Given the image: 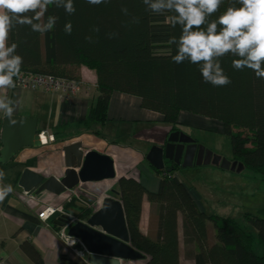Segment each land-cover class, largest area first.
<instances>
[{
	"label": "trees",
	"instance_id": "16d2710c",
	"mask_svg": "<svg viewBox=\"0 0 264 264\" xmlns=\"http://www.w3.org/2000/svg\"><path fill=\"white\" fill-rule=\"evenodd\" d=\"M73 2L76 11L71 15L62 7L49 6L45 20L49 15L58 17L53 30L41 34L29 25H16L8 44L18 45L16 53L23 57L21 71L80 80L73 75L74 67L94 70L97 96L76 127L91 130L102 126L113 91L136 95L141 107L160 113L171 128L178 124L181 111L220 121L230 138V159L264 176V79L247 68L235 70L232 60L236 57L231 55L220 60L231 80L222 87L204 82L198 65L174 63L177 49L169 40L179 38L180 26L170 25L167 18L173 13H152L142 0H109L99 5L87 0ZM232 3L234 0H224L209 19L219 17ZM122 8H127V15ZM68 22L72 24L71 34L64 31ZM68 125L62 122L53 126L55 140L68 137ZM94 132L99 134V129ZM177 169H155L160 179L157 190L147 192L151 213L146 233L139 228L143 185L133 176L117 178L116 195L123 207L129 244L143 254L131 264H264V215L244 214L257 233L262 250L257 254L252 248L253 235L234 218L198 208L188 187L175 175ZM91 213V209L83 208L77 215L86 219ZM179 215L183 255L190 263L180 259ZM20 249L35 264H43L30 241H23Z\"/></svg>",
	"mask_w": 264,
	"mask_h": 264
},
{
	"label": "crops",
	"instance_id": "0c3cea01",
	"mask_svg": "<svg viewBox=\"0 0 264 264\" xmlns=\"http://www.w3.org/2000/svg\"><path fill=\"white\" fill-rule=\"evenodd\" d=\"M73 69V75L86 85L73 96L65 97L60 92L30 90L16 86L0 89V96L6 95L15 102L13 115L36 118L39 130L53 134V126L62 122L69 123L70 129L68 137L63 140L21 147L8 162L0 163V170L6 174L3 183L11 184L13 188V191L0 201V256L4 264H35L20 249V244L25 240L30 241L40 252L43 264H74L80 261L75 251L70 249L59 236L60 226L56 224L58 228L52 225L54 219L42 222L37 217L41 207L53 205L65 195L66 191L54 194L45 190L39 193L31 190L29 194H24L23 189L18 185L24 168L36 171L44 177L63 176L65 165L62 146L72 141L81 142L84 151L93 149L108 155L113 160L116 174L111 180L117 181L119 176L125 175L133 176L141 182L145 193L142 198L139 228L144 233L147 232L151 213V202L147 198V192L157 190L160 173L157 171L159 169L155 170L156 168L148 162L146 154L151 146H162L170 125L163 120L160 113L141 107L138 96L113 91L102 126L92 127L91 130L81 126L76 127L75 125L85 118L94 103L97 89L93 69L83 65ZM4 116L0 111V129ZM180 116L179 113V123L192 125L186 124L189 121L182 120ZM98 129L99 134H96L94 131ZM180 169L175 170V175L188 187L198 208L208 213L202 203L203 196L196 193L198 199L196 198L191 191V185L186 184L179 175ZM106 180L110 179L85 183L94 184ZM112 197L119 199L116 194ZM101 202L95 209L101 206ZM75 217L76 220H85L77 214ZM179 223H181L180 215L178 216L180 259L190 263V260L183 255L184 246Z\"/></svg>",
	"mask_w": 264,
	"mask_h": 264
},
{
	"label": "clouds",
	"instance_id": "9594fccd",
	"mask_svg": "<svg viewBox=\"0 0 264 264\" xmlns=\"http://www.w3.org/2000/svg\"><path fill=\"white\" fill-rule=\"evenodd\" d=\"M99 5L109 0H87ZM147 10L162 14L173 13L167 19L170 25L181 28L179 38L172 37L169 44L176 45L174 63L188 61L198 65L203 81L222 87L231 83L220 60L226 55L236 57L232 67L241 71L252 70L264 79V0H234L216 19L210 20L224 0H142ZM239 4V7L235 5ZM49 6L62 7L69 15L76 9L73 0H0V89L14 88L21 73L23 57L16 53L18 45L8 44L10 32L16 25H29L34 32L44 34L53 30L58 17L45 14ZM126 15L127 8H122ZM67 34L72 24L64 26ZM94 31H99L95 28ZM90 39V38H89ZM15 102L0 96V111L12 120ZM5 172L0 170V201L13 191L4 184Z\"/></svg>",
	"mask_w": 264,
	"mask_h": 264
},
{
	"label": "water",
	"instance_id": "95a60500",
	"mask_svg": "<svg viewBox=\"0 0 264 264\" xmlns=\"http://www.w3.org/2000/svg\"><path fill=\"white\" fill-rule=\"evenodd\" d=\"M37 119L28 116L13 115L12 120L3 117L0 129V163L8 162L24 146L40 145ZM191 137L172 131L163 146L153 145L146 154L148 162L156 169L165 168V160H174L182 167L213 164L222 169L240 171L243 166L236 160L213 154L203 144L198 145L196 159L193 161L195 143ZM65 170L63 176L43 175L29 168H24L18 185L24 191L43 190L60 194L88 181L112 179L116 176L113 160L106 154L90 149L84 151L81 142L72 141L62 146ZM180 160L181 163H180ZM111 192L117 194L116 189ZM71 216L61 214L53 220L58 226L68 225L67 235L79 240L87 251L88 264H120L121 261L141 259L143 254L129 244V235L121 201L112 196H105L101 206L85 220L69 223Z\"/></svg>",
	"mask_w": 264,
	"mask_h": 264
},
{
	"label": "rangeland",
	"instance_id": "374dc122",
	"mask_svg": "<svg viewBox=\"0 0 264 264\" xmlns=\"http://www.w3.org/2000/svg\"><path fill=\"white\" fill-rule=\"evenodd\" d=\"M85 86L83 82L82 87ZM180 115L184 121L197 122L186 124L200 125L193 131L200 139L201 144L209 148L213 154L227 159L231 158L230 138L223 131V125L220 121L187 111H181ZM183 128L189 129L186 126ZM238 130V128L234 129V131ZM242 131L248 133L245 130ZM179 175L186 184L191 185V191L197 199L198 195L203 196L202 203L208 212L221 216H231L246 231L250 232L253 235L252 248L257 254H261L262 250L257 241L256 230L245 220L244 214L264 215V176L243 168L236 171L222 169L213 164L181 167ZM82 187L88 192V194L82 192L83 197L94 202V208H96L105 196H114L111 189H116V181L110 179L101 183H83ZM70 195L73 196L66 191L65 195L53 205H62L64 212L76 215L83 207L74 198L69 203L67 198ZM207 224L210 231L211 224L210 222ZM179 229L181 230V223H179Z\"/></svg>",
	"mask_w": 264,
	"mask_h": 264
},
{
	"label": "built area",
	"instance_id": "2783aa9c",
	"mask_svg": "<svg viewBox=\"0 0 264 264\" xmlns=\"http://www.w3.org/2000/svg\"><path fill=\"white\" fill-rule=\"evenodd\" d=\"M15 80V86L20 87L23 89H41L46 92H60L65 97L73 96L77 94L80 89L82 88L83 82L82 80H77L73 78L68 77H59V76H53L50 74H39V73H32L27 71H21L20 75ZM40 144H46L49 141H54V135L52 133H47L45 130H40L38 133ZM83 183H79L74 188L67 190L73 196H68L67 201L70 202V200H76L80 202L83 208H89L92 211H94V202H91L89 199L84 198L82 192L85 194H88L87 191H85L82 187ZM30 191H24V194H29ZM61 214H67L71 216V220L69 223H72L76 221V217L73 214L66 213L63 211L62 205H44L41 207V209L37 213V217L42 222H49L53 219L57 218ZM67 228L68 225L60 226L59 230V236L61 239L65 241L67 246L74 250L77 257L80 259V261L87 263V251L85 247L80 243L79 247H75V245L79 242L78 239L71 237L67 235ZM0 264H4V261L2 257L0 256ZM120 264H131L130 261H121Z\"/></svg>",
	"mask_w": 264,
	"mask_h": 264
},
{
	"label": "flooded vegetation",
	"instance_id": "af4514ba",
	"mask_svg": "<svg viewBox=\"0 0 264 264\" xmlns=\"http://www.w3.org/2000/svg\"><path fill=\"white\" fill-rule=\"evenodd\" d=\"M188 127L189 129H184L183 127ZM198 127H200L199 125H197V124H192V125H185V124H182V123H179L178 122V124L177 125H175L173 128H171V127H169V131H168V133H167V135H166V137H165V139H164V141H163V144H162V146L164 147L165 145H166V143H167V137H168V135H169V133H171L172 131H175V130H178L179 132H182V133H184V134H186L187 136H189V137H191V139H192V142L191 143H195L196 144V147H195V150H194V157H193V161H195V157H196V153H197V149H198V145L199 144H201V142H200V139L198 138V136L194 133V131H193V129L194 128H198ZM201 127H203V126H201ZM206 149H209V148H207V147H205ZM230 161H233L232 159H229ZM181 161L182 160H180V163H181ZM165 166L166 167H169V166H175V167H178V168H181L182 166L180 165V164H177V163H175L174 162V160H165ZM193 166H195V165H193ZM93 212V211H92Z\"/></svg>",
	"mask_w": 264,
	"mask_h": 264
}]
</instances>
